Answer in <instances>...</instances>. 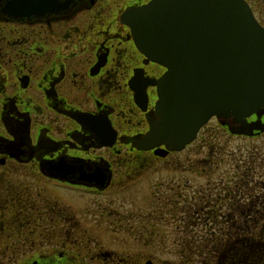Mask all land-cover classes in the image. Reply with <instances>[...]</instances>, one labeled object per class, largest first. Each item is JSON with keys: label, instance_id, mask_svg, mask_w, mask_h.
Wrapping results in <instances>:
<instances>
[{"label": "flooded vegetation", "instance_id": "flooded-vegetation-1", "mask_svg": "<svg viewBox=\"0 0 264 264\" xmlns=\"http://www.w3.org/2000/svg\"><path fill=\"white\" fill-rule=\"evenodd\" d=\"M152 1L0 0V264H158L142 249L115 252L100 241L140 230L120 217L105 226L112 213L98 199L216 132L264 135L261 108L245 119L263 128L250 136L232 133L240 127L234 118L212 117L181 152L141 144L157 121L152 83L165 70L141 55L123 16ZM242 1L264 30V0ZM246 164L233 178L235 195L227 191L223 203L218 195L214 206L182 196L183 212L256 218L251 257L240 263L264 264V153ZM166 196L156 198L158 208L178 211ZM224 202V212L216 209Z\"/></svg>", "mask_w": 264, "mask_h": 264}, {"label": "water", "instance_id": "water-1", "mask_svg": "<svg viewBox=\"0 0 264 264\" xmlns=\"http://www.w3.org/2000/svg\"><path fill=\"white\" fill-rule=\"evenodd\" d=\"M123 17L141 55L165 70L142 145L181 152L212 117L234 118L233 134L263 130L245 121L264 108V30L244 1L155 0Z\"/></svg>", "mask_w": 264, "mask_h": 264}, {"label": "rangeland", "instance_id": "rangeland-1", "mask_svg": "<svg viewBox=\"0 0 264 264\" xmlns=\"http://www.w3.org/2000/svg\"><path fill=\"white\" fill-rule=\"evenodd\" d=\"M216 134L207 145L197 142L188 150L163 161L158 171L140 177L127 190L116 192L118 195L98 199L104 205L108 204L112 213L104 218L105 226H115V219L120 217L124 219V225L140 230L129 234H105L107 239L101 237L100 241L115 252L128 250L137 253L142 249L146 257L158 264H214L215 258L210 248L224 244L226 234L248 230L244 226H248L253 233L256 218L250 216H221L212 220L197 218L191 213L186 217L183 212L188 204L183 202L182 196L188 200L189 196H194L196 205H200V201H205L207 197L209 206H214L213 200L218 195L222 203L227 191L232 189L235 195L240 186L235 184L238 179L233 178L241 175L240 170L248 161L264 153V135L251 140L231 139L220 132ZM189 166L194 172L187 171ZM243 188L244 194L251 193L250 185H244ZM160 194L176 200L178 206L175 210L178 211L171 213L159 207L161 211L154 213V210L159 209L156 198ZM222 203L221 208L216 209L224 212L230 202ZM174 207L169 206L168 210ZM89 210L85 208V211ZM122 241L126 247L119 245Z\"/></svg>", "mask_w": 264, "mask_h": 264}, {"label": "trees", "instance_id": "trees-1", "mask_svg": "<svg viewBox=\"0 0 264 264\" xmlns=\"http://www.w3.org/2000/svg\"><path fill=\"white\" fill-rule=\"evenodd\" d=\"M206 200H208L207 197ZM192 216L197 218H211L212 220L215 218V216H201L200 214H195ZM244 228L248 230L239 233H228L225 235L227 239H225L224 244H216L210 248L213 258H215V260H213L214 264H241L240 259L251 257L250 253L254 234L251 232L248 226H244Z\"/></svg>", "mask_w": 264, "mask_h": 264}]
</instances>
